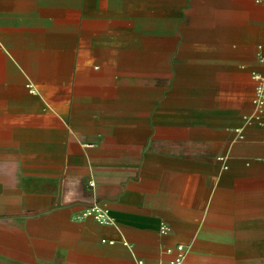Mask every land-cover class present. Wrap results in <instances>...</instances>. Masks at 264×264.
I'll use <instances>...</instances> for the list:
<instances>
[{
    "label": "crops",
    "instance_id": "crops-1",
    "mask_svg": "<svg viewBox=\"0 0 264 264\" xmlns=\"http://www.w3.org/2000/svg\"><path fill=\"white\" fill-rule=\"evenodd\" d=\"M256 73L263 0H0V264H264Z\"/></svg>",
    "mask_w": 264,
    "mask_h": 264
},
{
    "label": "built area",
    "instance_id": "built-area-1",
    "mask_svg": "<svg viewBox=\"0 0 264 264\" xmlns=\"http://www.w3.org/2000/svg\"><path fill=\"white\" fill-rule=\"evenodd\" d=\"M256 78L258 79L259 82L257 84L256 95L254 98L255 115L257 117H262L264 116V74L256 73ZM78 217L79 218L92 217L99 223H103V224H109L113 222V218L111 217L108 209L99 203H94L88 206L84 211H82L78 215ZM187 253H188L187 246L183 244L178 245L175 255L170 260L169 264H183L187 256Z\"/></svg>",
    "mask_w": 264,
    "mask_h": 264
},
{
    "label": "rangeland",
    "instance_id": "rangeland-1",
    "mask_svg": "<svg viewBox=\"0 0 264 264\" xmlns=\"http://www.w3.org/2000/svg\"><path fill=\"white\" fill-rule=\"evenodd\" d=\"M228 252H231L230 250H215V249H207L206 250V258L203 259V263L201 262V264H221V263H224V262H227V259H223V258H220L221 257V254H225V253H228ZM234 252L238 253L240 255V261H244L243 259H241V256L242 257H245V253L247 252H251V253H255V254H262L264 253L263 250H255V251H248V250H235ZM218 256V257H216ZM198 264V262H197Z\"/></svg>",
    "mask_w": 264,
    "mask_h": 264
}]
</instances>
